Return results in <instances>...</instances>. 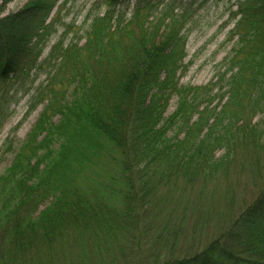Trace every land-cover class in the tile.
<instances>
[{
  "label": "trees",
  "instance_id": "trees-1",
  "mask_svg": "<svg viewBox=\"0 0 264 264\" xmlns=\"http://www.w3.org/2000/svg\"><path fill=\"white\" fill-rule=\"evenodd\" d=\"M10 1L0 3V117L13 85L54 69L39 93L47 104L0 175V264H264V184L193 254H175L177 229L163 217L173 188L246 167L264 178V119L253 121L264 113V0H239L227 68L207 85L178 75L188 3L103 0L83 43L61 38L40 62L59 0L2 15ZM101 171L108 180L87 185Z\"/></svg>",
  "mask_w": 264,
  "mask_h": 264
},
{
  "label": "rangeland",
  "instance_id": "rangeland-1",
  "mask_svg": "<svg viewBox=\"0 0 264 264\" xmlns=\"http://www.w3.org/2000/svg\"><path fill=\"white\" fill-rule=\"evenodd\" d=\"M166 1L176 8L188 3L190 8L186 26L187 56L183 61L184 69L178 72L180 83L207 85L218 82L220 74L227 68V57L232 53L237 40V36L232 37L231 30L239 17L234 15L239 0ZM27 2L28 0L10 1L2 15L19 10ZM108 7L109 4L103 0H59L51 14V18L56 19L55 30L39 61L45 60L51 48L61 38L65 45L72 40L83 43L90 19L95 14H104ZM53 69V64H44L37 71L33 70L24 85H13L10 101L0 117V175L11 165L17 150L27 139L47 104L48 100L45 96L40 97L39 93L46 90ZM217 88L218 84L215 90ZM177 100V96L170 100L167 115L174 111ZM218 101L217 98L214 104ZM33 103L34 107L31 108ZM59 117L56 115L53 119L57 121ZM262 117L264 119V113L260 112L254 116L253 121L262 122ZM101 173L102 171L89 172L87 185L98 180L107 181L108 177ZM263 184L264 178H254L253 172L246 167L234 170L227 178L218 177L208 183L200 182L185 189L173 188L168 194L170 199L163 217L171 218V222H168L175 223L173 225L177 229L175 254L189 255L202 250L252 202Z\"/></svg>",
  "mask_w": 264,
  "mask_h": 264
}]
</instances>
